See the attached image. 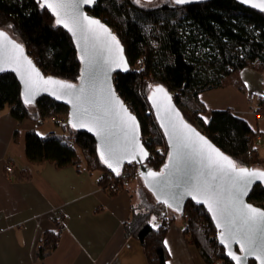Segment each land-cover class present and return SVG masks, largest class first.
I'll list each match as a JSON object with an SVG mask.
<instances>
[{
  "label": "trees",
  "instance_id": "obj_1",
  "mask_svg": "<svg viewBox=\"0 0 264 264\" xmlns=\"http://www.w3.org/2000/svg\"><path fill=\"white\" fill-rule=\"evenodd\" d=\"M145 2L148 4L137 0H98L86 10L100 18L124 46L130 69L125 74H115L113 83L137 117L142 138L148 137L143 140L150 153L148 167L159 169L163 158L154 147L166 146L148 102L150 89L160 84L172 95L184 119L237 166L264 169L260 163V155L264 154L261 133L230 109L208 111L198 97L211 89L237 85L239 74L246 67L257 72L264 69V10L244 7L235 0H209L187 6L173 0ZM0 29L19 40L45 75L77 80L80 62L72 40L38 1L0 0ZM5 107L17 121L37 122L53 116L67 120V107L48 97L38 98L33 106L26 105L11 73L0 75V112ZM67 126L68 135L40 136L28 131L24 143L27 160L32 164L51 162L59 168L74 165L96 171L98 185L109 197L125 190L121 175H112L102 164L94 139L74 131L68 123ZM138 192L139 203L132 206L123 229L127 236L139 241L149 264H166L169 255L164 236L177 218L183 220V233L206 264H232L218 244L216 229L202 206L188 201L184 212L175 214L149 200L143 186ZM248 200L264 209V187L255 186ZM161 212L164 218L154 222V215ZM59 238L54 230L44 232L36 258L48 256Z\"/></svg>",
  "mask_w": 264,
  "mask_h": 264
},
{
  "label": "water",
  "instance_id": "obj_2",
  "mask_svg": "<svg viewBox=\"0 0 264 264\" xmlns=\"http://www.w3.org/2000/svg\"><path fill=\"white\" fill-rule=\"evenodd\" d=\"M36 1L48 10L56 25L70 36L80 69L76 81L45 75L19 40L8 31L0 29V33H3L0 36V75L11 73L15 76L23 102L33 106L38 98L45 96L66 106L68 125L74 131L84 132L94 139L97 154L112 175L118 176L125 165L135 164L143 188L156 204L163 205L175 214H182L188 201L206 210L216 229L217 242L232 264H237V261L228 255L229 252L240 258L239 264H249L250 261L264 264V252L249 253L242 250V243H238L229 234L231 229L237 234V239L243 241L246 226L242 225L240 214L246 211L245 205L264 212L263 208L248 200L255 186L264 187V179L248 177L247 183L239 180L237 173L232 172L226 161L220 160L216 153L227 157L237 169L245 168L250 172H264V169L237 166L198 128L184 119L172 95L160 84L152 86L148 102L153 118L163 134L167 156L158 170L149 168L147 160L150 153L142 141L140 123L114 88L115 74H125L130 69L124 46L100 18L86 10L92 8L98 0L90 3L84 0ZM206 1L209 0L176 3L187 6ZM235 1L244 7L263 11L253 4L260 5L264 0ZM57 3H63L66 7H48L49 4ZM84 17L98 21L103 28L92 25L95 31H88L89 26ZM58 20L61 22L57 23ZM103 29H107V33ZM26 81L30 82V88L26 87ZM48 81L59 83H46ZM61 84L73 87L61 88ZM128 117L134 119L129 120ZM210 160L217 163H210ZM220 165L224 166L223 171ZM149 173L157 175L153 178ZM241 189L243 194H240ZM255 235L257 243L264 245V220L260 221Z\"/></svg>",
  "mask_w": 264,
  "mask_h": 264
},
{
  "label": "crops",
  "instance_id": "obj_3",
  "mask_svg": "<svg viewBox=\"0 0 264 264\" xmlns=\"http://www.w3.org/2000/svg\"><path fill=\"white\" fill-rule=\"evenodd\" d=\"M198 97L208 111L230 109L264 138V69L257 72L246 67L237 85L211 89ZM36 124L17 121L8 107L0 112V264H149L139 241L123 229L132 206L139 203L140 180L109 197L98 185L96 171L30 163L25 156L26 133L58 134L56 128L63 125L56 126L47 118ZM44 126H48L45 133L39 134L37 128ZM7 164L12 165V172H6ZM55 210L62 213L65 228L56 248L38 259L40 238L54 230L51 213ZM153 221L158 220L154 217ZM183 227V220L177 218L167 229L166 264H206Z\"/></svg>",
  "mask_w": 264,
  "mask_h": 264
},
{
  "label": "snow or ice",
  "instance_id": "obj_4",
  "mask_svg": "<svg viewBox=\"0 0 264 264\" xmlns=\"http://www.w3.org/2000/svg\"><path fill=\"white\" fill-rule=\"evenodd\" d=\"M84 2L90 3V2H92V0H84ZM176 2L177 3H185V2H187V0H176ZM244 2H246V0H244ZM253 6L254 7H261V10H264V3H261L260 5L253 4ZM48 7L63 8V7H66V5L63 3H57L55 5L49 4ZM84 20H86L88 23V26H89L87 29L88 31H91V32L95 31V29H93L91 27L92 25H97L100 28H103L102 25H99L98 21L89 20L87 17H84ZM60 22L61 21H59V20L57 21V23H60ZM65 26L67 27V25H65ZM103 31H104V33H107V29H103ZM2 35H3V33H0V36H2ZM5 39H7V37H5ZM112 40L114 41L115 38L112 37ZM14 47L17 49L19 48L18 45H14ZM46 83H59V82L48 81ZM26 87L27 88L31 87V84L29 81H26ZM60 87L61 88H72L73 86L69 85V84H61ZM157 91L162 92L163 89H157ZM26 102H30V101H26ZM128 119L133 120L134 118L128 117ZM89 130H91V129H89ZM213 151H215V150L213 149ZM144 155L146 156L147 153H144ZM216 156L219 157L220 160L226 161L227 167L230 168L232 172L237 173V178L241 181H245V183H247L246 178H248V177H258V178L264 179V172H255V171L250 172L249 170H247L245 168L237 169L236 166L230 160L227 159V157L220 156L219 153H216ZM102 158H104L103 155H102ZM210 163H217V161H211L210 160ZM108 166L113 167L112 164H109ZM223 168H224V166L220 165L221 171H223ZM113 171H116L117 174H119L118 170L114 167H113ZM156 175H157L156 173H149V176H151L153 178H155ZM240 194H243L242 189L240 190ZM244 209H246V211H242L240 214V219H241L242 225L246 226V231L244 232L243 241H241L240 239H237V234L235 232H232L231 229H229V234L231 235V237L233 239H236L238 243H242V250L248 251L249 253L264 252V245H260L257 243L256 235H255L260 221L264 220V212H260L257 209L251 208L250 206H246V205L244 206ZM228 255L231 256L233 260H236L237 264H239V261H240L239 257L233 255V253H231V252H229Z\"/></svg>",
  "mask_w": 264,
  "mask_h": 264
},
{
  "label": "built area",
  "instance_id": "obj_5",
  "mask_svg": "<svg viewBox=\"0 0 264 264\" xmlns=\"http://www.w3.org/2000/svg\"><path fill=\"white\" fill-rule=\"evenodd\" d=\"M249 99L250 100L254 99L253 93L249 94ZM48 120H50V122L56 126H61L66 119L65 118H59L57 116H53V117H50ZM50 135H56V133L52 132ZM147 138L148 137L145 136L144 138H142V141L147 140ZM257 139H258V141H260L261 135L258 134ZM154 151H156L158 153V155H161V157L163 158L162 160L164 162V160L166 159V156H167V146L157 145L154 147ZM5 170H6V172H12V165L7 164L5 166ZM120 175H121L122 181L124 183H128V180H130L132 177L137 175V166L135 164L125 165V167L123 168ZM51 216L55 220L54 231H56L57 233L60 234L65 228L62 213L60 212V210H55L51 213ZM154 217L156 218V220L161 221L164 218V213H162V212L157 213L154 215ZM219 262L221 263V261H219Z\"/></svg>",
  "mask_w": 264,
  "mask_h": 264
},
{
  "label": "rangeland",
  "instance_id": "obj_6",
  "mask_svg": "<svg viewBox=\"0 0 264 264\" xmlns=\"http://www.w3.org/2000/svg\"><path fill=\"white\" fill-rule=\"evenodd\" d=\"M139 3H141V4H148V2H145L146 0H137ZM151 4V3H150ZM153 4H156V3H153ZM152 4V5H153ZM256 111H258L257 109H256ZM58 117V116H57ZM50 118V117H49ZM49 118H47V120L49 119ZM59 118H64V117H59ZM48 122H50V120H48ZM51 123V122H50ZM37 126H39V125H41V120L40 121H37V124H36ZM47 127L48 126H44V127H38L37 128V132L39 133V134H44L45 133V131H46V129H47ZM56 132L58 133V134H60V135H62V134H64V135H68V133H69V128H68V126H67V120H65L64 121V123H63V125H62V127L61 128H59V127H57L56 128ZM52 133V132H51ZM50 133V134H51ZM147 137V136H146ZM260 163H264V154L262 153L261 155H260ZM261 164V166H264V165H262ZM136 176H138V174L136 175ZM136 176H134V177H132L130 180H128V183H126V187H128V188H131V186L133 185V184H136V182H138L137 181V177ZM139 180V179H138ZM127 185H129V186H127ZM140 186L142 187V185L140 184ZM147 195V197L149 198V200H152V198H151V196H150V194L149 193H147L146 194ZM214 264H221L219 261H217V262H214Z\"/></svg>",
  "mask_w": 264,
  "mask_h": 264
},
{
  "label": "bare ground",
  "instance_id": "obj_7",
  "mask_svg": "<svg viewBox=\"0 0 264 264\" xmlns=\"http://www.w3.org/2000/svg\"><path fill=\"white\" fill-rule=\"evenodd\" d=\"M159 221V220H158Z\"/></svg>",
  "mask_w": 264,
  "mask_h": 264
}]
</instances>
